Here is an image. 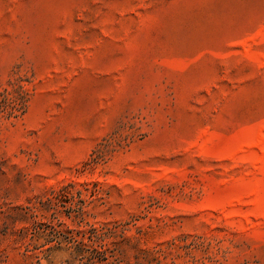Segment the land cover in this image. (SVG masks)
<instances>
[{"label": "rangeland", "instance_id": "rangeland-1", "mask_svg": "<svg viewBox=\"0 0 264 264\" xmlns=\"http://www.w3.org/2000/svg\"><path fill=\"white\" fill-rule=\"evenodd\" d=\"M0 264H264V0H0Z\"/></svg>", "mask_w": 264, "mask_h": 264}, {"label": "trees", "instance_id": "trees-1", "mask_svg": "<svg viewBox=\"0 0 264 264\" xmlns=\"http://www.w3.org/2000/svg\"><path fill=\"white\" fill-rule=\"evenodd\" d=\"M94 235V238H97V232H96V230L95 229H93L92 231H91Z\"/></svg>", "mask_w": 264, "mask_h": 264}]
</instances>
